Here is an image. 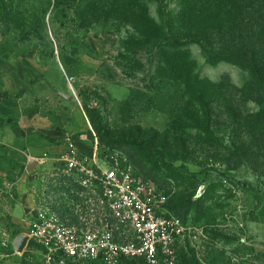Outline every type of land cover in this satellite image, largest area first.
<instances>
[{
	"label": "rangeland",
	"instance_id": "374dc122",
	"mask_svg": "<svg viewBox=\"0 0 264 264\" xmlns=\"http://www.w3.org/2000/svg\"><path fill=\"white\" fill-rule=\"evenodd\" d=\"M2 4L0 255L9 264H28L12 242L40 206L92 217L89 189L67 164L69 141L80 155L105 159L106 146L124 145L135 157L161 207L186 226L175 264H264V81L205 63L206 54L264 43V2L248 24L210 25L207 42L185 54L165 52L163 37L153 49L138 43L144 17H131L130 0ZM29 159L39 165L27 172Z\"/></svg>",
	"mask_w": 264,
	"mask_h": 264
},
{
	"label": "built area",
	"instance_id": "2783aa9c",
	"mask_svg": "<svg viewBox=\"0 0 264 264\" xmlns=\"http://www.w3.org/2000/svg\"><path fill=\"white\" fill-rule=\"evenodd\" d=\"M67 161L78 171L94 201L92 217L71 220L42 205L29 237L41 249V264H175L186 226L161 207L153 183L123 149H106V158L80 155L68 142ZM98 159L104 163L98 162Z\"/></svg>",
	"mask_w": 264,
	"mask_h": 264
},
{
	"label": "trees",
	"instance_id": "16d2710c",
	"mask_svg": "<svg viewBox=\"0 0 264 264\" xmlns=\"http://www.w3.org/2000/svg\"><path fill=\"white\" fill-rule=\"evenodd\" d=\"M130 1L133 5L131 17L139 19L141 16L138 14L139 11L144 17L143 23L138 21L137 24L140 25H134V29L139 34V38L136 37L138 39L137 42L139 43V39H147L148 49H153L154 45H156V40L163 37L160 40V45H163L165 52L172 54H185L184 49L190 43L197 42L202 45L201 41L207 42L206 28L210 25L227 24L232 26L239 21L245 20L250 23L253 15H247V13L251 10L256 11L264 2V0H172L171 5L163 8L160 7L159 0ZM142 1H144V4L140 5ZM152 4L158 5V11L155 14L152 12ZM3 7V4L0 5V10ZM245 12L246 16H244ZM259 26L260 38L264 41V22L260 23ZM165 39L167 43L164 45L162 42ZM131 47L132 45L128 46V48ZM242 51L236 52L230 49H222V52L215 55L206 54L205 63L214 65L220 62H227L238 67L244 75V79L264 81V43L261 45L249 43L242 47ZM167 64H169L168 61ZM191 64L193 66L195 62L191 60ZM190 68L192 70L191 66ZM193 70H195L194 67ZM199 75H197L198 78ZM107 148L125 150L141 169L135 157L124 145L106 146L105 150ZM174 214L178 215L177 213ZM129 261L144 264L142 261L130 259Z\"/></svg>",
	"mask_w": 264,
	"mask_h": 264
},
{
	"label": "crops",
	"instance_id": "0c3cea01",
	"mask_svg": "<svg viewBox=\"0 0 264 264\" xmlns=\"http://www.w3.org/2000/svg\"><path fill=\"white\" fill-rule=\"evenodd\" d=\"M31 160H33V159H29L28 163L26 164V170H27V172H29V170H28V164H29V162ZM35 160H37V165L35 166V167H37L39 165V161H38V159H35ZM35 167L33 169H35ZM20 212H21V209H20ZM20 212H19V208H17V207H15V209H12L10 211V216H11L10 219L12 220V222L16 226H17V224L20 221V215L18 214ZM25 232L27 233L28 230L25 231ZM20 233H22V232H19L18 234H20ZM12 245H13V242H12ZM13 249L15 250L14 246H13ZM13 249H10V250L6 251V253L9 254V252H13L12 251ZM3 257H4V261H2V258ZM20 257H22L24 259V261H27L28 264H41V249L36 244V242H35L34 239H32L30 237L28 238L25 247L23 248L22 251H20ZM0 261H2V262H0L1 264H9L10 263V261L7 259V256L5 257V255H3V253H2V255H0ZM15 264H17V263H15Z\"/></svg>",
	"mask_w": 264,
	"mask_h": 264
},
{
	"label": "water",
	"instance_id": "95a60500",
	"mask_svg": "<svg viewBox=\"0 0 264 264\" xmlns=\"http://www.w3.org/2000/svg\"><path fill=\"white\" fill-rule=\"evenodd\" d=\"M68 98H71L69 94H65ZM37 165V160L33 159L28 164V170L31 171ZM29 238L28 234L20 233L13 240V246L16 251L20 252L26 245V242Z\"/></svg>",
	"mask_w": 264,
	"mask_h": 264
}]
</instances>
